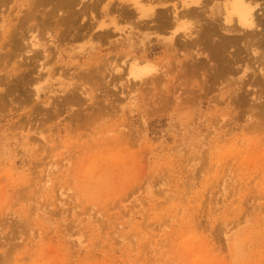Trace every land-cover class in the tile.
I'll list each match as a JSON object with an SVG mask.
<instances>
[{
    "label": "rangeland",
    "instance_id": "374dc122",
    "mask_svg": "<svg viewBox=\"0 0 264 264\" xmlns=\"http://www.w3.org/2000/svg\"><path fill=\"white\" fill-rule=\"evenodd\" d=\"M9 1L0 264H264L263 85L239 90L243 72L204 57L192 67L154 21L122 18L128 0H75L55 18L38 4L23 25L31 0L17 17Z\"/></svg>",
    "mask_w": 264,
    "mask_h": 264
},
{
    "label": "bare ground",
    "instance_id": "6f19581e",
    "mask_svg": "<svg viewBox=\"0 0 264 264\" xmlns=\"http://www.w3.org/2000/svg\"><path fill=\"white\" fill-rule=\"evenodd\" d=\"M8 1L9 0H0V7ZM169 1L172 2V0H135L133 3V1L128 0V2H130L129 6H131V8L124 9L125 7L127 8V4L125 3L126 5L122 9L123 12L121 11L120 13L122 15V18H132L137 22V25L140 24V18H143L142 21H146L147 23L145 22V25L149 28L151 25L149 26L148 22L154 21V26H156L154 28V31L158 34H168V38L166 39L169 41L171 49H184L187 52V55H185L186 59L190 58V60L192 61V67L194 65H197L198 67L202 66V64L204 63L202 61V58L204 57L205 59H207V62L212 61L211 69H213L214 72H217V74L221 73L220 75H228L232 73L243 72L242 76L237 81L239 90L243 89L247 84L253 85V87L255 86V84L258 86L263 85L262 87H264V19L262 17L264 12L263 0H178L179 2H175L173 4L171 3L172 5H167L168 3L170 4ZM210 1L213 4L211 8L209 7V5L211 4ZM45 3L48 4V6L54 5V7L51 8L52 10L47 11H51V15H49L52 16V18L55 16L54 13L56 12V10H66L68 8L70 9L71 7L72 9H74L78 4L75 0H31L28 11L24 13L23 16L19 17V22L22 21L19 24L23 25L26 24L25 22H28L33 18L35 19L38 16H36V13L38 12V4L39 6H42L44 4L45 7L47 6L45 5ZM73 5L75 6L74 8ZM75 9L73 10V12L76 13V10L78 9ZM67 14L69 15L70 20L76 15L74 13L73 15L72 12V16L69 12ZM63 15L66 16L65 13ZM60 18L62 19V17ZM185 18L189 19V24L185 23L187 24V26L183 25L184 21L182 20H185ZM58 19L52 20V22H55ZM61 21L62 20H60L59 22ZM21 28L22 27L20 26V30ZM3 31L5 32L3 33L4 38L10 35L9 30ZM107 32L108 31L102 32L101 36H104L103 33L106 35ZM15 34L16 35L13 34V37L17 38L15 39L16 42L14 41V44H17L18 38L22 40L24 36L17 35L18 33ZM32 35H28V37H26L27 39H29L27 40L28 43L26 44L27 46L25 45V47L28 48L27 51L32 53V55H29L33 58H36L38 57L39 53L44 52V48L42 49V52H40L41 49L38 50L37 48H35L38 43L35 40L34 36L31 37ZM70 36L72 35H69V37ZM41 55L43 56V53ZM30 60L33 59L30 58ZM190 60L187 61L190 62ZM136 61L137 59L134 60V63H136ZM138 61L142 64L144 63V67L146 68H149L151 66L155 67L150 61ZM136 65L138 66V64ZM134 66L132 67V69L134 68ZM252 68L254 69V71L248 72L249 69ZM252 76L256 77L253 78ZM246 77H252L253 80L252 78L251 80L249 78L246 79ZM262 87L261 90L257 87L259 91L256 92H258V94L259 92L261 93ZM262 97H264V94L263 96H261V98ZM246 102H248V100Z\"/></svg>",
    "mask_w": 264,
    "mask_h": 264
},
{
    "label": "crops",
    "instance_id": "0c3cea01",
    "mask_svg": "<svg viewBox=\"0 0 264 264\" xmlns=\"http://www.w3.org/2000/svg\"><path fill=\"white\" fill-rule=\"evenodd\" d=\"M7 6L9 7L8 9H10V7H11V10H7V11L10 12L9 16L17 17L18 13H19V10L21 8H23V7H27L28 6V2L25 1V0H10ZM15 11L17 12L16 13L17 16H15V14H14Z\"/></svg>",
    "mask_w": 264,
    "mask_h": 264
}]
</instances>
